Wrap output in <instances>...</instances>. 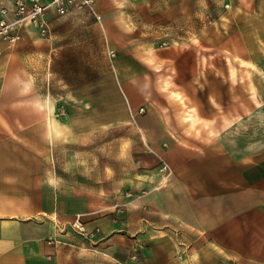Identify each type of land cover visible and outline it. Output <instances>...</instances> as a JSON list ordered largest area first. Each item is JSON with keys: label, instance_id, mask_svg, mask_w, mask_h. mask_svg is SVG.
<instances>
[{"label": "crops", "instance_id": "obj_1", "mask_svg": "<svg viewBox=\"0 0 264 264\" xmlns=\"http://www.w3.org/2000/svg\"><path fill=\"white\" fill-rule=\"evenodd\" d=\"M47 19L0 41V264H264V0Z\"/></svg>", "mask_w": 264, "mask_h": 264}, {"label": "built area", "instance_id": "obj_2", "mask_svg": "<svg viewBox=\"0 0 264 264\" xmlns=\"http://www.w3.org/2000/svg\"><path fill=\"white\" fill-rule=\"evenodd\" d=\"M92 2L93 0H13L9 9L0 5V41L14 45L24 25L31 26L40 37H47L50 33L48 13L60 15L71 8L92 11ZM223 8H228V5L224 4ZM162 171L164 172V168ZM132 260L136 261L135 258Z\"/></svg>", "mask_w": 264, "mask_h": 264}, {"label": "rangeland", "instance_id": "obj_3", "mask_svg": "<svg viewBox=\"0 0 264 264\" xmlns=\"http://www.w3.org/2000/svg\"><path fill=\"white\" fill-rule=\"evenodd\" d=\"M98 148V147H97ZM98 149H101L103 151V147H99ZM100 162H101V170H103V166L106 164V159L103 157H100ZM137 170V171H136ZM144 170H146V167H138L133 169V181H134V187H128V188H122V189H117V190H111L107 191L103 189L104 194H102V201L101 203L103 205H120L122 203H125L126 201L129 200H135L136 198L140 197L144 192H146V185L144 181H146V177L144 179L141 178L140 173ZM154 176H159L160 178L164 177V172L162 169L157 167L155 170ZM145 175V174H144ZM101 173V177H102ZM124 176V175H123ZM123 176L121 175L120 178L123 181ZM89 180V179H88ZM105 181L102 179V182ZM143 185V187H141ZM87 191H84L85 194H87ZM119 209V208H118ZM71 229L73 233L77 236H84L86 238H91L92 234L88 232L86 228H84V225L80 223V227L77 228L75 227V222L71 224Z\"/></svg>", "mask_w": 264, "mask_h": 264}, {"label": "bare ground", "instance_id": "obj_4", "mask_svg": "<svg viewBox=\"0 0 264 264\" xmlns=\"http://www.w3.org/2000/svg\"><path fill=\"white\" fill-rule=\"evenodd\" d=\"M49 136V135H48ZM47 136L48 140H49V137ZM106 176L108 177V171L106 172ZM164 180H162L158 185H156L150 192H155V191H158L160 189V187L162 186ZM113 206L111 207H105V208H102L100 211H103V210H108V209H111ZM98 211V212H100ZM78 217H82L84 216V214H78L77 215ZM75 227L79 228L80 227V223L79 222H75Z\"/></svg>", "mask_w": 264, "mask_h": 264}]
</instances>
